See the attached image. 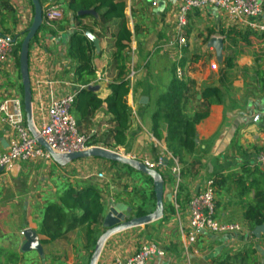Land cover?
Listing matches in <instances>:
<instances>
[{
  "label": "crops",
  "instance_id": "crops-1",
  "mask_svg": "<svg viewBox=\"0 0 264 264\" xmlns=\"http://www.w3.org/2000/svg\"><path fill=\"white\" fill-rule=\"evenodd\" d=\"M125 1L126 22L132 33L124 51L128 57L126 79L129 90L123 102L131 111L126 144H115L113 130L116 124L106 102L79 123L74 115L80 131L93 138L92 144L120 150L143 162L156 163L160 157L164 159V164L156 168L165 179V213L158 220L111 235L102 248L98 264L132 255L143 242L149 241L150 234L157 231L168 238L166 246L160 241L155 242L166 255L154 257L150 264H264V233L257 237L253 231L257 225L252 227L245 216L249 205L264 201V168L258 163L259 152L264 150V67L255 64L256 60L250 56H238L236 69L239 67V70L235 72L232 85L229 89L223 87L221 102L211 105L208 117L197 125L195 150L184 149L183 167L180 158L176 157L180 163L178 174L173 170V154L167 142L168 125L158 112V99L167 91L174 76H178L179 68L181 78L194 81L196 91L220 86V73L211 74L210 66L202 65L206 58L195 60V53L212 54L213 67L224 58L209 45L213 36L204 42L203 37L198 38L192 29L198 25L218 29L222 13L227 14L213 5L191 9L185 30L187 45L180 54L177 48L169 45L176 34L178 4L175 0ZM41 2L43 8L59 5L64 17L51 23L43 20L30 44L29 74L36 127L47 116L52 96L77 93L85 86V80L99 86L94 91L103 99L112 93L109 84L119 80L115 35L122 23L118 18L101 22L104 8L97 7L98 1L90 8L96 10L97 16H89L84 22H100L93 27L99 46L91 41L88 50L95 74L81 79L77 75L78 62L69 54V34L75 28L70 0ZM34 14L32 0H0V33L11 36L16 42L12 56L0 66V102L9 96L24 101L20 48ZM223 45L222 54L225 43ZM181 55L184 57L180 62L182 67L176 60ZM12 135L14 132L0 119V153L8 147ZM32 162L45 163L48 170L33 169L30 167ZM111 162L100 157H87L61 166L54 160L34 159L19 162L12 171H1L0 264H88L92 244H88L86 226L46 243L42 242L46 237L39 232L45 207L50 202L60 203V196L69 187L96 185L106 207L103 217L112 207L131 217L134 210L135 216L139 210H154L156 197L149 176L138 171L135 179L133 173L127 172L122 181H110L108 164ZM98 172L104 173V179L97 177ZM211 178L215 179L218 219L237 223L242 229L236 232L206 231L190 243L187 238L189 202L193 194L207 187ZM67 212L69 215L81 214L80 209ZM161 222L164 225L160 226ZM92 228L93 240L106 229L103 221ZM27 229L39 238L40 248H29Z\"/></svg>",
  "mask_w": 264,
  "mask_h": 264
},
{
  "label": "trees",
  "instance_id": "trees-1",
  "mask_svg": "<svg viewBox=\"0 0 264 264\" xmlns=\"http://www.w3.org/2000/svg\"><path fill=\"white\" fill-rule=\"evenodd\" d=\"M104 8L101 15V22H109L114 18L121 19V26L115 35V61L119 64L118 78L119 80L111 82L110 88L112 93L103 99L99 97L94 90L88 88L90 81L85 80V87L77 92L76 101L73 107V114L80 119H86L102 107L104 102L108 105V112L113 114V121L116 126L113 130L115 144L125 145L127 141V130L131 116L130 108L123 102V97L129 90V82L126 79L127 56L124 51L128 47L132 33L126 22V1L125 0H70L69 7L73 11L74 30L69 41V54L78 62L77 75L81 79L85 76H92L95 70L92 64V56L88 50L91 41L86 36L87 30H94V26L98 21L92 24L85 23L84 19L92 15H78V11L82 9H90L97 5ZM245 31V32H244ZM240 34V42L238 39L231 38L227 40L229 44L236 50L234 54L224 53L225 58L220 67V86H208L201 92L194 90V81L174 76L167 91L158 99L160 105L159 113L168 125V147L173 156H183L184 149L194 151L196 148L197 125L208 117L210 107L213 104L221 102L223 96V87L229 89L235 78V66L237 56L239 54H249L255 57L259 66L264 61L262 52L264 46V32H256L253 30H244ZM255 36V37H253ZM255 39H259L258 45ZM226 48V47H225ZM225 50V49H224ZM201 94L199 99L197 95ZM189 102H198V106L192 107L193 112L187 111ZM162 105V106H161ZM157 116V115H156ZM157 133V132H156ZM93 142V138L91 137ZM117 163V162H114ZM123 166L135 169L131 165L122 164ZM136 170V169H135ZM163 175V174H162ZM153 184V180L149 177ZM165 180V179H164ZM153 193L155 195L154 189ZM80 209L81 214L69 215L67 211ZM106 207L102 198V194L98 187L93 183H89L82 188L69 187L60 196V203L50 202L45 207L39 232L46 238L42 242L54 241L62 238L71 230L77 227H87L88 244H92V252L97 243V239L93 240L94 224H100L103 221V215ZM147 214L145 210H139L137 216ZM246 218L250 221L252 227L264 223V201L248 206L245 212ZM89 245H87L88 247ZM92 253L90 254V256Z\"/></svg>",
  "mask_w": 264,
  "mask_h": 264
},
{
  "label": "built area",
  "instance_id": "built-area-1",
  "mask_svg": "<svg viewBox=\"0 0 264 264\" xmlns=\"http://www.w3.org/2000/svg\"><path fill=\"white\" fill-rule=\"evenodd\" d=\"M178 4L176 17V34L170 40L171 48L182 53L187 45L186 28L188 13L194 8L216 6L226 12L231 23L241 24L245 28L264 32V0H175ZM64 17L63 10L57 4H50L44 8V21L51 23ZM16 42L9 35L0 33V66L5 64L12 56ZM179 78L182 70H177ZM85 87V86H84ZM77 93L72 92L61 97L52 96L45 116L36 131L39 137L58 153L83 151L92 144L91 136L80 131L73 107ZM0 119L14 132L8 147L0 153V172L12 171L19 162L40 159L53 160L51 154L39 143L26 121L24 101L19 97L9 96L0 102ZM149 167L156 168L164 164L159 158L156 163L146 162ZM173 170L180 173L178 158L173 156ZM258 163L264 168V150L259 152ZM97 177L104 179V173L98 172ZM242 226L237 223H225L217 217L215 179L207 182V187L199 191L189 202V225L187 238L190 243L206 231L210 232H236ZM166 251L151 241L143 242L140 248L127 257H118L107 264H150L157 256H165Z\"/></svg>",
  "mask_w": 264,
  "mask_h": 264
},
{
  "label": "water",
  "instance_id": "water-1",
  "mask_svg": "<svg viewBox=\"0 0 264 264\" xmlns=\"http://www.w3.org/2000/svg\"><path fill=\"white\" fill-rule=\"evenodd\" d=\"M35 14L32 24L29 26L27 32L24 35V38L21 42L20 48V71L23 79L24 85V109L26 113V121L29 129L32 131L34 136H37L39 143L51 154L53 160L61 166H65L68 163L87 157H100L112 162H117L120 164H127L133 166L136 170L148 175L153 180L154 192L156 197V207L155 210L142 215L134 216L130 215L125 216L123 211H120L117 207H112L111 210L103 218V226L106 228L105 231L99 236L97 243L94 247L92 255L88 264H98V259L101 254L102 248L107 241V239L115 234L118 231L139 226L142 224H147L158 220L164 216L165 213V180L161 171L157 168L149 167L146 162L138 160L135 157L128 156L125 153L119 152L117 150L104 147V146H92L83 151H75L69 153H58L51 148V146L43 139L39 137L36 131V125L34 122L33 115V105H32V96L33 92L31 89L30 74H29V50L31 41L36 36L37 32L41 28V25L44 20V8L41 0H32ZM78 15H93L97 16V12L94 9H82L78 11ZM74 16H72L73 21ZM74 29L70 30L69 37L73 33ZM86 36L90 41L94 43L95 46H99V38L91 30L85 32ZM224 41L222 37L215 36L209 41V45L213 46L219 55L223 52ZM90 90H98V85L90 84L88 86ZM202 95L199 94L198 98H201ZM145 99V98H144ZM169 199H171V194H168ZM254 234L257 237H260L264 233V223L257 225L254 228ZM26 236L30 240L29 248H40V240L35 235L33 231L27 229L25 232Z\"/></svg>",
  "mask_w": 264,
  "mask_h": 264
},
{
  "label": "rangeland",
  "instance_id": "rangeland-1",
  "mask_svg": "<svg viewBox=\"0 0 264 264\" xmlns=\"http://www.w3.org/2000/svg\"><path fill=\"white\" fill-rule=\"evenodd\" d=\"M244 29H245V27L243 25H241V24H238V26L235 25V24H232L231 21L229 20V18L225 14L222 13V17H221V20H220V26H219L218 29L214 28V26H212L209 29V28H207L205 26L203 27V25H198L196 27H193L192 30H194L196 32V35L198 36V38L201 39V37H203L204 42H208V39L210 37H212V36L213 37H215V36L222 37L223 41L225 43V47H226L225 50H224V53L228 52L229 54H234L236 52V50H235V48L233 46H231L229 44V41L227 40L229 37H227V36L230 35L231 38L238 39L237 41L240 42V34H241V32L244 31ZM189 31H191V30L189 29ZM253 37H255V36H253ZM255 40L257 41L256 44L258 45L259 39H255ZM262 48H263L262 52H264V46ZM224 53L222 55H220V58H225ZM239 55L250 56L255 61V58L252 56L251 53H249V54H239ZM212 56H213L212 54L211 55L210 54L203 55L202 53L201 54L195 53V57H196L195 60H198L199 58H201V59L202 58H206L205 61L202 62V65L203 66H208L209 65L210 66V70H211V74H213V75L215 74L216 75V74H219L220 67L222 66L224 60L219 63L220 65L217 62V66L213 67L214 66L213 63L210 62V57H212ZM238 56H237V60L239 59ZM263 56H264V53H263ZM176 60H178L179 65L182 67L180 62L184 61V57L181 55L180 59H176ZM191 60H194V59L191 58ZM255 64H256V61H255ZM236 66H237V64H236ZM236 66L234 68L235 72H237L239 70V67L236 69ZM262 66L264 67V62H262ZM184 68H186V67H184ZM198 104H199L198 102H192V103L189 102L188 105H187V111L191 114L193 112L192 107L198 106ZM199 108H201V107H199ZM188 155L189 154L186 155V158H188ZM180 163H181V166L183 167V161L181 159H180ZM108 165H109L108 166L109 167L108 168V170H109L108 171V178L110 179V181H115L116 183L120 182V180L122 181V177L126 176V174H128L127 172L133 173V176H134L135 179H136V175H138V173H137L138 170L130 169L129 167L123 166L122 164H119V163H114L113 164L111 162ZM30 167H32L33 169L37 168V169H39L41 171H45V170L47 171L48 170L47 169L48 165L45 164V163L38 164L37 162H32V163H30ZM112 169H114L113 173L111 172ZM106 179H107V177H106ZM33 182H34V180H33ZM135 209H137V206H136ZM154 210H155V208H154ZM146 211H147V213H149L148 211H153V210H146ZM132 214H133V217H134L135 216V210H134V213H132ZM162 225H164V224L161 222L160 226H162ZM150 235H151L150 237H147L148 238L147 240H149L151 242L160 241L162 246H166L168 244L167 236L163 235L161 232L157 231L153 235L152 234H150Z\"/></svg>",
  "mask_w": 264,
  "mask_h": 264
}]
</instances>
